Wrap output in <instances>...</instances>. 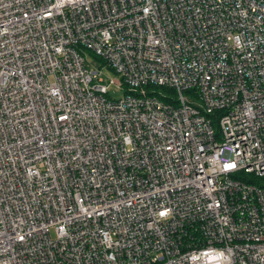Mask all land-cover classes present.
<instances>
[{
    "label": "built area",
    "instance_id": "obj_1",
    "mask_svg": "<svg viewBox=\"0 0 264 264\" xmlns=\"http://www.w3.org/2000/svg\"><path fill=\"white\" fill-rule=\"evenodd\" d=\"M0 264H264V0H0Z\"/></svg>",
    "mask_w": 264,
    "mask_h": 264
},
{
    "label": "rangeland",
    "instance_id": "obj_2",
    "mask_svg": "<svg viewBox=\"0 0 264 264\" xmlns=\"http://www.w3.org/2000/svg\"><path fill=\"white\" fill-rule=\"evenodd\" d=\"M87 59L89 64L91 65V67H101V62L99 61V59H97V57L93 54V53H88L87 55ZM104 78L105 81L107 82V84L112 80V79H116V78H120L119 75H116L111 69L108 68H104ZM125 91L122 88H119L117 85L115 84H111L109 87V98L110 99H120L122 97L125 96ZM187 94V93H185Z\"/></svg>",
    "mask_w": 264,
    "mask_h": 264
},
{
    "label": "trees",
    "instance_id": "obj_3",
    "mask_svg": "<svg viewBox=\"0 0 264 264\" xmlns=\"http://www.w3.org/2000/svg\"><path fill=\"white\" fill-rule=\"evenodd\" d=\"M158 91H161V93L163 92L166 95V97H163L165 101H168V102L173 101V96L175 94L174 90L169 89V88H161Z\"/></svg>",
    "mask_w": 264,
    "mask_h": 264
}]
</instances>
